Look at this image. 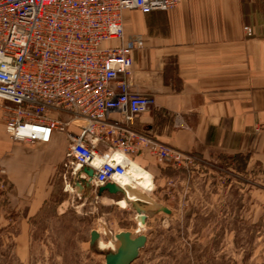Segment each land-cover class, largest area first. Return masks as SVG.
<instances>
[{"label":"built area","instance_id":"2783aa9c","mask_svg":"<svg viewBox=\"0 0 264 264\" xmlns=\"http://www.w3.org/2000/svg\"><path fill=\"white\" fill-rule=\"evenodd\" d=\"M180 3L0 0V109L10 138L48 144L65 135L72 179L81 176L96 192L119 186L136 156L177 162L182 153L132 128L154 100L131 88L132 52L142 39L125 40L123 15L167 12ZM4 172L0 167L1 189Z\"/></svg>","mask_w":264,"mask_h":264},{"label":"rangeland","instance_id":"374dc122","mask_svg":"<svg viewBox=\"0 0 264 264\" xmlns=\"http://www.w3.org/2000/svg\"><path fill=\"white\" fill-rule=\"evenodd\" d=\"M59 136L66 143L47 160V199L33 211L15 198L0 166V264H106L105 255L120 250L122 232L148 237L133 264H264V157L180 152L177 162L157 160V176L136 167L148 192L122 206L121 194L99 195L90 184L73 189L87 183L72 179L69 143ZM93 231L101 236L97 252L89 249Z\"/></svg>","mask_w":264,"mask_h":264},{"label":"crops","instance_id":"0c3cea01","mask_svg":"<svg viewBox=\"0 0 264 264\" xmlns=\"http://www.w3.org/2000/svg\"><path fill=\"white\" fill-rule=\"evenodd\" d=\"M123 25L125 40L142 39L132 52L131 88L154 100L132 125L135 132L185 154L264 157V0H181L167 12L126 11ZM64 143L58 134L48 144L14 142L0 109V166L28 212L47 199V160ZM133 162L158 175L155 157Z\"/></svg>","mask_w":264,"mask_h":264},{"label":"water","instance_id":"95a60500","mask_svg":"<svg viewBox=\"0 0 264 264\" xmlns=\"http://www.w3.org/2000/svg\"><path fill=\"white\" fill-rule=\"evenodd\" d=\"M84 172L92 177L94 172L91 169H84ZM88 186V183H87ZM108 193L110 195L121 194L124 199H127V194L122 188L116 184H107L99 189V195ZM134 205H137L134 203ZM141 212L140 209H137ZM169 213V210H164ZM116 238L121 241V248L117 253H107L105 255L106 264H133L137 259H139L141 252L148 245V237L145 235L138 236L134 238L128 232H122L116 236ZM101 239L99 232L93 231L91 233V239L89 242V249L91 252H97V245Z\"/></svg>","mask_w":264,"mask_h":264},{"label":"bare ground","instance_id":"6f19581e","mask_svg":"<svg viewBox=\"0 0 264 264\" xmlns=\"http://www.w3.org/2000/svg\"><path fill=\"white\" fill-rule=\"evenodd\" d=\"M126 174L125 176L118 182L119 187L122 188L127 194V199H122V206H128V201H135V197H139L138 192H143L144 194L148 192V182L143 173H140L134 163L126 164ZM137 167V168H136ZM141 169V168H139ZM143 171V169H141ZM146 173V172H145ZM150 182V181H149ZM142 201V200H141ZM143 202V201H142ZM136 238L137 236H133ZM99 250L103 251V244H99Z\"/></svg>","mask_w":264,"mask_h":264}]
</instances>
